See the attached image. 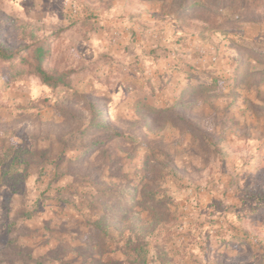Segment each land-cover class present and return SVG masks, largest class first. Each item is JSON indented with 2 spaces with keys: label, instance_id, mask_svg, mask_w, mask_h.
I'll return each mask as SVG.
<instances>
[{
  "label": "rangeland",
  "instance_id": "obj_1",
  "mask_svg": "<svg viewBox=\"0 0 264 264\" xmlns=\"http://www.w3.org/2000/svg\"><path fill=\"white\" fill-rule=\"evenodd\" d=\"M28 31L73 75L0 77V264H264V0H0Z\"/></svg>",
  "mask_w": 264,
  "mask_h": 264
},
{
  "label": "trees",
  "instance_id": "obj_2",
  "mask_svg": "<svg viewBox=\"0 0 264 264\" xmlns=\"http://www.w3.org/2000/svg\"><path fill=\"white\" fill-rule=\"evenodd\" d=\"M52 40L50 37L41 38L35 31L25 32L19 43H6L0 39V77L17 80L27 76L38 78L41 83L52 89H68L72 83V70H59L49 67L51 59ZM100 129H106L101 126ZM120 137V134H116ZM30 154L19 150L5 171V179L10 171L28 165ZM11 168V169H10ZM124 201V200H123Z\"/></svg>",
  "mask_w": 264,
  "mask_h": 264
},
{
  "label": "built area",
  "instance_id": "obj_3",
  "mask_svg": "<svg viewBox=\"0 0 264 264\" xmlns=\"http://www.w3.org/2000/svg\"><path fill=\"white\" fill-rule=\"evenodd\" d=\"M69 8L74 12V11H77V6H76V4H74L73 2H71L70 4H69Z\"/></svg>",
  "mask_w": 264,
  "mask_h": 264
}]
</instances>
